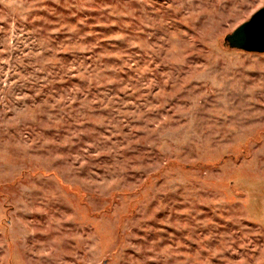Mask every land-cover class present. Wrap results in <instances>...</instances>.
<instances>
[{"label":"rangeland","instance_id":"obj_1","mask_svg":"<svg viewBox=\"0 0 264 264\" xmlns=\"http://www.w3.org/2000/svg\"><path fill=\"white\" fill-rule=\"evenodd\" d=\"M264 0H0V264H264Z\"/></svg>","mask_w":264,"mask_h":264},{"label":"water","instance_id":"obj_2","mask_svg":"<svg viewBox=\"0 0 264 264\" xmlns=\"http://www.w3.org/2000/svg\"><path fill=\"white\" fill-rule=\"evenodd\" d=\"M225 42L233 49L264 53V7L227 34Z\"/></svg>","mask_w":264,"mask_h":264}]
</instances>
